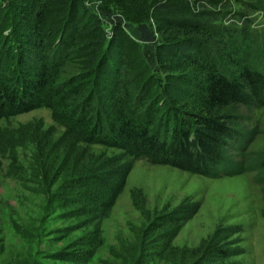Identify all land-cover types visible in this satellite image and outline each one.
I'll return each instance as SVG.
<instances>
[{
    "label": "rangeland",
    "instance_id": "374dc122",
    "mask_svg": "<svg viewBox=\"0 0 264 264\" xmlns=\"http://www.w3.org/2000/svg\"><path fill=\"white\" fill-rule=\"evenodd\" d=\"M139 1L133 5L135 10L140 8ZM217 1L220 14L215 24L224 31L221 35L205 32L206 57L225 67L221 72L226 75L237 73L244 64L264 71V0ZM3 8L9 12L6 26L0 30V52L7 49L15 61L20 53L22 59L31 62L28 76L33 77L39 54L49 53L46 46L44 50L25 33L34 21V6L28 0H3L0 17ZM83 17L77 16L74 23ZM146 21L151 28L156 26L148 16ZM16 25L21 27L15 28ZM105 29L110 32L108 26ZM225 32L232 35L231 41L226 40ZM10 34L15 39L10 42L12 49L6 40ZM56 41L55 38L53 42ZM119 44L126 58L119 65L118 78L124 81L123 87L131 100L146 95L140 111L154 92L177 107L197 109L193 93L194 82L203 76L201 65L177 55V49L160 48L155 50L154 69L147 63L145 68L139 67L136 49L125 41ZM189 44L186 49L191 48ZM75 45L73 50L77 48ZM78 51L81 49L71 51L46 68L53 83L62 84L72 77L80 79L86 61ZM197 62L202 64L200 60ZM154 72L156 76L149 81L147 78ZM100 78L99 86L93 80L88 83L91 90L98 92L110 85L109 77ZM69 99H75L74 93ZM99 99L93 96L91 104L86 105L91 110L99 105L102 100ZM71 101L68 103L74 107L76 100ZM228 109L237 113L233 125L250 129L253 136L244 144L236 141L235 147L221 143V151L233 161L243 152L264 153V103H237L219 109V113ZM162 110L156 113L150 131L159 115L162 116ZM63 129V123L53 118L51 107L43 100L27 110L0 117V264H172L178 258L179 248L194 247L217 227L230 224L239 225L240 230L227 238L230 242L225 246L241 247V251L217 262L264 264V216L259 212L260 195L258 185L251 179L252 171H222L220 168L229 165L230 160L223 159L214 166L216 173L206 175L153 162L146 156L124 155L121 161H130V168L105 214L96 220L88 210L90 202L78 199L77 191L83 187L77 180L81 173L77 170V160L67 159L56 141ZM157 135L166 141L170 139L169 129L162 124ZM75 144L78 150H87L92 155L112 156L121 152L100 143L80 140ZM184 206L193 210L162 249L163 235L159 229L146 231L152 229L149 222L164 213L183 215L176 211ZM135 233L141 236V242Z\"/></svg>",
    "mask_w": 264,
    "mask_h": 264
},
{
    "label": "trees",
    "instance_id": "16d2710c",
    "mask_svg": "<svg viewBox=\"0 0 264 264\" xmlns=\"http://www.w3.org/2000/svg\"><path fill=\"white\" fill-rule=\"evenodd\" d=\"M137 1L28 0L34 6V21L25 31L26 36L39 46H46L49 53L41 51L33 69L34 75L30 77V61L22 59L20 53L15 61L14 55L11 53V57L7 49L0 52V117L32 108L42 100L47 102L53 118L60 120L64 126L56 141L67 159L74 157L77 160V170L81 172L77 180L83 189L77 191L78 199L90 202L88 210L96 220L105 214L130 168V161H121L122 156H146L153 162L169 163L206 175L214 174L217 163L230 159L221 151V143L234 146L237 141L244 144L253 136L250 129L233 125L237 122L235 110L219 113V109L237 103H264V71L244 64L237 73L226 75L221 72L225 71V67H219L218 61L214 63L203 52L206 48L205 32L220 34L224 31L215 24L220 14V8H216L217 0H140V8L135 10L133 5ZM2 2L0 0V5ZM3 9L0 30L6 26L8 19L9 10ZM79 15L84 17L77 25L74 19ZM147 16L156 22L154 28L147 23ZM105 26L110 28L109 33ZM224 36L231 41L230 33L225 32ZM244 36L247 40L248 33L245 32ZM55 38L57 41L54 43ZM6 40L12 49L10 42L13 43L15 39L10 34ZM186 40L189 43L192 41L188 43L191 46L189 49H186ZM121 41L136 49L139 67L145 68L147 63L154 69L155 50L159 51L160 48L177 49L180 53L177 55L201 65L203 76L194 82V106L197 109L177 107L163 95L152 92V99L140 111L146 95H142V98L138 96L137 101L131 100L126 87H123L124 81L118 78L119 65L126 58V52L122 54L118 47ZM74 45L77 48L73 50ZM78 48L86 61L80 79L72 77L62 84L53 83L46 68ZM155 74L147 79L151 81ZM100 77H109L110 85L98 92L91 90L88 83L93 80L99 86ZM72 93L75 99L71 101ZM93 96L102 100L99 99V105L92 107L94 112L89 114L91 110L86 103L91 104ZM74 100L77 102L73 107L68 102ZM160 110L162 116L159 115L158 123L156 121L150 131V124ZM160 124L169 129L170 139L167 141L157 135ZM80 140L111 146L121 152L112 156L92 155L87 150H78L75 142ZM228 163L220 169L253 172L251 179L258 185L261 201L259 212L264 216V153L243 152L239 159H230ZM192 210L193 207L188 209L184 206L176 211L183 214L178 217L175 213L154 217L149 222L152 229L146 231L159 229L163 235L161 247L164 249ZM239 230L237 224L217 227L196 246L179 248L178 258L172 264H221L217 262L219 258L241 251V247L225 246L226 242H230L227 238ZM135 238L142 241L136 233Z\"/></svg>",
    "mask_w": 264,
    "mask_h": 264
}]
</instances>
